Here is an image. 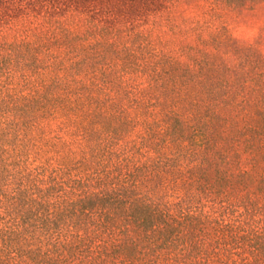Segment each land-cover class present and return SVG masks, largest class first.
I'll return each instance as SVG.
<instances>
[{
  "label": "trees",
  "instance_id": "16d2710c",
  "mask_svg": "<svg viewBox=\"0 0 264 264\" xmlns=\"http://www.w3.org/2000/svg\"><path fill=\"white\" fill-rule=\"evenodd\" d=\"M178 2L0 0V29L32 14L76 18L86 27L78 37L95 34L67 49L74 59L50 84L54 94L32 98L20 121L56 146L78 143L74 163L92 173L0 165V264H264V228L249 231L242 212L230 215L233 203L264 202V86L238 100L221 79L208 98L185 44L166 51L159 93L158 80L140 87L135 76L146 66L129 42ZM170 15L166 25L187 37L185 16ZM137 128L153 153L143 162L125 139Z\"/></svg>",
  "mask_w": 264,
  "mask_h": 264
},
{
  "label": "rangeland",
  "instance_id": "374dc122",
  "mask_svg": "<svg viewBox=\"0 0 264 264\" xmlns=\"http://www.w3.org/2000/svg\"><path fill=\"white\" fill-rule=\"evenodd\" d=\"M170 13L176 17L173 22H180L178 15L185 16L186 27H192L187 37L177 36L166 25ZM170 13L152 15L128 44L127 51L146 66L145 71L135 72L140 87L158 80L155 93H159L161 77L165 76V53L183 44L191 46V70L194 78L207 85L205 89L211 92L208 98L214 97L212 85L221 79L233 85L231 93L238 100L254 96L255 87L264 86V0H179ZM75 19L30 14L16 17L0 29V165L9 170L44 165L46 175L57 172L59 176L79 178L92 173V168L74 163L80 155L78 143L67 142L59 147L50 132H39L28 122L27 126L20 124L28 120L25 113L32 109V98L54 94L50 84L63 75L61 67L74 59L67 49L82 48L94 41L95 34L78 37L86 32V27ZM74 36L77 37L72 40ZM11 122L16 123V129L11 128ZM22 128L28 130L26 136ZM140 130L137 128L125 139L132 146L131 155L143 162L153 153L140 146ZM197 198L194 200L205 201ZM217 200L219 206L222 200ZM169 201L175 206L179 199L172 197ZM249 204V208L243 209L233 203L230 215L235 217L242 212L237 218L241 217L249 231L262 230L264 202Z\"/></svg>",
  "mask_w": 264,
  "mask_h": 264
}]
</instances>
